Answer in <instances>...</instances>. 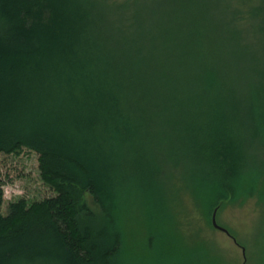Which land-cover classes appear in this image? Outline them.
<instances>
[{
	"label": "trees",
	"instance_id": "1",
	"mask_svg": "<svg viewBox=\"0 0 264 264\" xmlns=\"http://www.w3.org/2000/svg\"><path fill=\"white\" fill-rule=\"evenodd\" d=\"M25 149L54 195L4 214L0 178V264L218 263L176 216L264 208V0H0V158Z\"/></svg>",
	"mask_w": 264,
	"mask_h": 264
},
{
	"label": "rangeland",
	"instance_id": "2",
	"mask_svg": "<svg viewBox=\"0 0 264 264\" xmlns=\"http://www.w3.org/2000/svg\"><path fill=\"white\" fill-rule=\"evenodd\" d=\"M44 59V63L40 65V73L46 76L50 60ZM0 178L5 183L2 206L4 214L7 213L8 206L13 201L25 198L31 202L54 195L52 189L41 179L38 155L27 149L19 155L1 156ZM173 182L181 181L177 177ZM88 199L90 203V197ZM183 204L187 211L178 212L176 216V220L181 225V233L186 234L188 238H194V235L199 232L210 242L212 253L218 255L219 262L216 264H264V208L258 203L257 198L249 199L244 205L228 204L217 210L218 224L226 228L236 241L224 231L216 229L213 224L212 227L209 226L206 217L196 207L190 193L183 194ZM198 262V259L194 261L195 264ZM152 264L192 263L182 257H163L162 249L159 247L156 256L152 259Z\"/></svg>",
	"mask_w": 264,
	"mask_h": 264
},
{
	"label": "water",
	"instance_id": "3",
	"mask_svg": "<svg viewBox=\"0 0 264 264\" xmlns=\"http://www.w3.org/2000/svg\"><path fill=\"white\" fill-rule=\"evenodd\" d=\"M217 210L218 209H214L213 214H212V224H213V226L216 229H219V230L224 231L225 233H227L228 235H230L234 239V241H236V239L229 233V231L226 228H224V227H222V226H220L218 224V222H217Z\"/></svg>",
	"mask_w": 264,
	"mask_h": 264
}]
</instances>
